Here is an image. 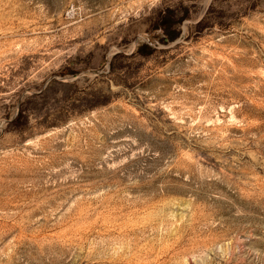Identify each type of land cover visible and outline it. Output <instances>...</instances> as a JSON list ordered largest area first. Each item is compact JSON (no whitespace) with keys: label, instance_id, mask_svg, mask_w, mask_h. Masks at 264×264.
<instances>
[{"label":"rangeland","instance_id":"374dc122","mask_svg":"<svg viewBox=\"0 0 264 264\" xmlns=\"http://www.w3.org/2000/svg\"><path fill=\"white\" fill-rule=\"evenodd\" d=\"M0 264H264V0H0Z\"/></svg>","mask_w":264,"mask_h":264},{"label":"trees","instance_id":"16d2710c","mask_svg":"<svg viewBox=\"0 0 264 264\" xmlns=\"http://www.w3.org/2000/svg\"><path fill=\"white\" fill-rule=\"evenodd\" d=\"M174 18L172 15V11L169 9L162 10V15L159 14L158 17H156V20L153 24L154 30L159 31V37H161L162 42H168L173 40L177 36V29L174 26ZM205 22V16L201 17L195 24V28H200ZM140 49L142 51L149 50V46L144 43L139 44ZM21 111H18L16 116L14 117V121H18L22 118Z\"/></svg>","mask_w":264,"mask_h":264}]
</instances>
